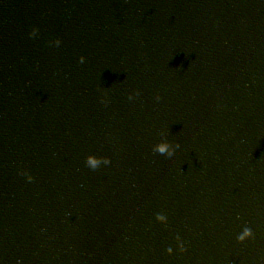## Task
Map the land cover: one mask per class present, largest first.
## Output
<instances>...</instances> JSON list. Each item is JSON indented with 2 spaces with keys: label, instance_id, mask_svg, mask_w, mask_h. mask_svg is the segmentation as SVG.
Masks as SVG:
<instances>
[{
  "label": "water",
  "instance_id": "1",
  "mask_svg": "<svg viewBox=\"0 0 264 264\" xmlns=\"http://www.w3.org/2000/svg\"><path fill=\"white\" fill-rule=\"evenodd\" d=\"M21 264H264V0H120Z\"/></svg>",
  "mask_w": 264,
  "mask_h": 264
}]
</instances>
